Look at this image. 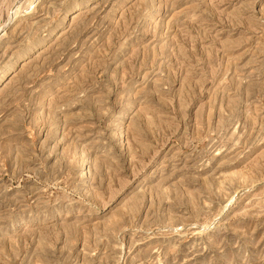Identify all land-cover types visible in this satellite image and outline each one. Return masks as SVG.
<instances>
[{
    "label": "rangeland",
    "instance_id": "rangeland-1",
    "mask_svg": "<svg viewBox=\"0 0 264 264\" xmlns=\"http://www.w3.org/2000/svg\"><path fill=\"white\" fill-rule=\"evenodd\" d=\"M14 61L0 264H264V0H0Z\"/></svg>",
    "mask_w": 264,
    "mask_h": 264
},
{
    "label": "bare ground",
    "instance_id": "bare-ground-1",
    "mask_svg": "<svg viewBox=\"0 0 264 264\" xmlns=\"http://www.w3.org/2000/svg\"><path fill=\"white\" fill-rule=\"evenodd\" d=\"M81 8V5H76L75 7H74V9H70L68 12H67V15H66V17H69L70 15H72L75 11H77V10H79ZM151 13H153V14H159L160 12H161V9H160V5H159V7H157V8H152V11H150ZM153 16V15H152ZM65 18V17H64ZM66 22H67V20H70V19H64ZM63 20V21H64ZM72 20V19H71ZM72 22V21H71ZM68 23V22H67ZM51 37V36H50ZM30 51L31 50H29V51H27V52H25V53H23L21 56H20V58L22 59L23 57H25V56H27L29 53H30ZM19 59V58H18ZM17 62L16 61H14L13 63H11L10 65H8L1 73H0V84L3 82V80H4V78L5 77H8L7 75H9V73H11L12 72V70H14L15 69V67H17ZM121 117V116H120ZM120 119V118H119ZM121 119H122V117H121ZM124 119V118H123Z\"/></svg>",
    "mask_w": 264,
    "mask_h": 264
}]
</instances>
